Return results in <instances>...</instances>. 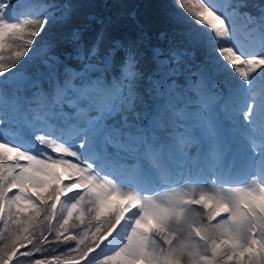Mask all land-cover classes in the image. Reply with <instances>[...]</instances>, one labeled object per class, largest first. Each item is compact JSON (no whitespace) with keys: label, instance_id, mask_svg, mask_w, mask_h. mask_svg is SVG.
<instances>
[{"label":"snow or ice","instance_id":"obj_1","mask_svg":"<svg viewBox=\"0 0 264 264\" xmlns=\"http://www.w3.org/2000/svg\"><path fill=\"white\" fill-rule=\"evenodd\" d=\"M94 7L0 0V264H264V0Z\"/></svg>","mask_w":264,"mask_h":264},{"label":"trees","instance_id":"obj_2","mask_svg":"<svg viewBox=\"0 0 264 264\" xmlns=\"http://www.w3.org/2000/svg\"><path fill=\"white\" fill-rule=\"evenodd\" d=\"M87 2V0H85ZM91 2L96 5V7L92 8V11H100L107 10L103 8L105 4L115 3L116 0H91ZM124 3L141 5L139 8L140 13L144 16V18H151L156 20L160 26L165 25V21L163 20V16L167 13L168 5L170 0H123ZM54 26L53 35L56 34V28Z\"/></svg>","mask_w":264,"mask_h":264},{"label":"rangeland","instance_id":"obj_3","mask_svg":"<svg viewBox=\"0 0 264 264\" xmlns=\"http://www.w3.org/2000/svg\"><path fill=\"white\" fill-rule=\"evenodd\" d=\"M236 41L240 42V45H238L240 48L250 50L254 47L252 38L250 36L244 35V33H241ZM252 87L257 93L264 92V78L258 77L256 80H254ZM10 111V107L0 106V113H8Z\"/></svg>","mask_w":264,"mask_h":264}]
</instances>
